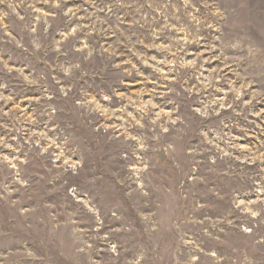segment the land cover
I'll return each mask as SVG.
<instances>
[{"label":"rangeland","instance_id":"rangeland-1","mask_svg":"<svg viewBox=\"0 0 264 264\" xmlns=\"http://www.w3.org/2000/svg\"><path fill=\"white\" fill-rule=\"evenodd\" d=\"M0 264H264V0H0Z\"/></svg>","mask_w":264,"mask_h":264}]
</instances>
